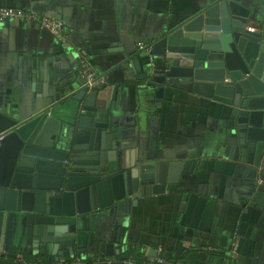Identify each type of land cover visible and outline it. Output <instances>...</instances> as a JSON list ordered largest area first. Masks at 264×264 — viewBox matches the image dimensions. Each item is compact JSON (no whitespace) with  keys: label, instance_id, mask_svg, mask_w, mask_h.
<instances>
[{"label":"crops","instance_id":"crops-1","mask_svg":"<svg viewBox=\"0 0 264 264\" xmlns=\"http://www.w3.org/2000/svg\"><path fill=\"white\" fill-rule=\"evenodd\" d=\"M213 2L0 0V7L56 18L65 34L59 40L38 23L19 19L0 23L1 113L25 118L59 96L56 116L70 128L82 107L77 98L86 91L85 100L98 90L94 99L109 109L108 132L114 133L115 149L136 151L141 159L189 163L173 191L143 197L131 208L115 204L91 211L78 218L75 234H55L62 241L73 237L74 256L86 264H102L101 257L125 258L130 246L136 252L129 258L137 260L160 253L188 264H264V182L258 180L264 179V150L253 181L235 176L228 161L218 165L229 117L211 98L208 83L159 81L164 78L163 57L153 53L154 67L137 45H153ZM239 2L251 12L249 27L264 34V0ZM123 36L134 55H129ZM80 54L105 77L103 87L83 86L77 71ZM193 162L198 164L192 168ZM41 240L32 229L30 242L38 245ZM110 243L120 255L105 253ZM62 247L65 254L68 247ZM23 249L31 257H52V263L71 256L56 260L50 252L35 255L25 243Z\"/></svg>","mask_w":264,"mask_h":264},{"label":"water","instance_id":"water-1","mask_svg":"<svg viewBox=\"0 0 264 264\" xmlns=\"http://www.w3.org/2000/svg\"><path fill=\"white\" fill-rule=\"evenodd\" d=\"M239 1L215 0L156 40L153 53L163 57L159 81L208 83L211 98L229 117L217 163L228 161L235 176L253 181L264 150V34L251 30V12ZM123 40L132 55L129 38ZM98 93L77 98L82 107L70 128L56 116L59 96L25 118L0 112L1 256L24 251L25 243L35 255L74 257L73 237L62 241L56 233L75 234L78 218L91 211L131 208L143 197L173 191L187 172V162L141 159L136 151L115 149L109 109L94 99ZM32 229L42 236L38 245L30 242ZM62 246L68 247L65 254ZM105 253L120 255L111 243Z\"/></svg>","mask_w":264,"mask_h":264},{"label":"built area","instance_id":"built-area-1","mask_svg":"<svg viewBox=\"0 0 264 264\" xmlns=\"http://www.w3.org/2000/svg\"><path fill=\"white\" fill-rule=\"evenodd\" d=\"M10 19H19L21 21L35 22L38 23L42 28L48 30L57 39L64 40V27L63 23L54 17L42 16L33 12L26 11L21 8L13 7H0V23H3ZM251 30H255L251 27ZM138 50L146 52L149 55L152 65L154 64L153 45L150 43L140 42L137 44ZM77 71L83 78V86L89 90L101 88L105 85L106 79L104 76H98L97 72L93 69L90 60L84 54H80L78 57ZM15 264H43L40 260L26 261L21 257L16 259ZM65 259L57 261L51 264H63ZM98 262L102 264H114V263H125V264H188L186 261L181 259H173L162 256L160 253L156 256L148 257L145 260H136L131 258L118 259L116 257H101ZM74 264H86L82 258L78 257Z\"/></svg>","mask_w":264,"mask_h":264},{"label":"trees","instance_id":"trees-1","mask_svg":"<svg viewBox=\"0 0 264 264\" xmlns=\"http://www.w3.org/2000/svg\"><path fill=\"white\" fill-rule=\"evenodd\" d=\"M12 256L6 254L4 256H0V264H15L16 262V259H18V255L19 254H23V259L26 260V261H33V260H40L42 261L43 264H51L52 262V259L50 260H47L44 256H41V257H31L30 255H28L26 252L24 251H12ZM136 252V248L135 246H130L128 248V251L126 253V256L125 258H129L130 255H135L134 253ZM163 256V255H162ZM116 258L118 259H124L122 257H119V256H115ZM166 257V256H165ZM22 258V257H21ZM78 257L77 256H74V257H71L69 255H66L65 256V262L63 264H74V262L76 261ZM81 258V257H80ZM169 258V257H168ZM132 259V258H131ZM84 260V259H83ZM137 260V259H136Z\"/></svg>","mask_w":264,"mask_h":264},{"label":"flooded vegetation","instance_id":"flooded-vegetation-1","mask_svg":"<svg viewBox=\"0 0 264 264\" xmlns=\"http://www.w3.org/2000/svg\"><path fill=\"white\" fill-rule=\"evenodd\" d=\"M258 180H259V181L262 180V181H260V182H264V179H258Z\"/></svg>","mask_w":264,"mask_h":264}]
</instances>
